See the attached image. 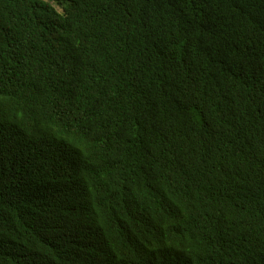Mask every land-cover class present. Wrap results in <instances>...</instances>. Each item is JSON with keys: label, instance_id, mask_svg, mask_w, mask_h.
I'll return each mask as SVG.
<instances>
[{"label": "trees", "instance_id": "1", "mask_svg": "<svg viewBox=\"0 0 264 264\" xmlns=\"http://www.w3.org/2000/svg\"><path fill=\"white\" fill-rule=\"evenodd\" d=\"M0 264H264V0H0Z\"/></svg>", "mask_w": 264, "mask_h": 264}, {"label": "rangeland", "instance_id": "2", "mask_svg": "<svg viewBox=\"0 0 264 264\" xmlns=\"http://www.w3.org/2000/svg\"><path fill=\"white\" fill-rule=\"evenodd\" d=\"M60 13H63V9L59 6H55Z\"/></svg>", "mask_w": 264, "mask_h": 264}]
</instances>
